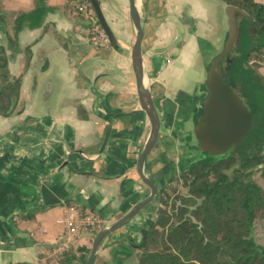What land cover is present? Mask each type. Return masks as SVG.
<instances>
[{
	"label": "crops",
	"instance_id": "0c3cea01",
	"mask_svg": "<svg viewBox=\"0 0 264 264\" xmlns=\"http://www.w3.org/2000/svg\"><path fill=\"white\" fill-rule=\"evenodd\" d=\"M46 3L58 8L47 16L46 30L24 29L18 36L21 52L8 53L10 71L18 76L24 70V49L31 46V61L21 89L25 109L17 116L0 117V264H39L42 249L36 248L37 244L63 239L61 248L67 246L66 240L75 239L76 231L67 227L69 210H84L110 225L141 200L145 191L136 171L150 129L145 113L120 101L117 94L126 98L130 89L113 85L108 75L96 70L95 82L82 68L89 81L79 76L76 63L81 60V51L75 46L70 49L64 37L76 22L63 14L65 0ZM34 7L35 0H0V13L16 15ZM8 43L0 26V45ZM160 70L155 90L164 93L165 99L160 102L159 146L150 153L144 168L148 173L163 162V148L173 147L167 135H174L171 130L175 131L173 118L177 114L166 81L175 80L178 72L170 67ZM45 79L50 90L57 89V97L53 108L37 112L33 95ZM79 106L89 119L79 118ZM131 111L136 112L114 119L115 114ZM111 121L109 140L104 145ZM91 171L109 178L85 174ZM25 213L34 217L22 218ZM152 217L144 210L130 224L147 227ZM81 236L82 247L91 248L90 234L83 232Z\"/></svg>",
	"mask_w": 264,
	"mask_h": 264
},
{
	"label": "trees",
	"instance_id": "16d2710c",
	"mask_svg": "<svg viewBox=\"0 0 264 264\" xmlns=\"http://www.w3.org/2000/svg\"><path fill=\"white\" fill-rule=\"evenodd\" d=\"M226 4L244 10L249 19L239 17L238 38L232 52V62L224 81L241 98L252 117V127L241 140L237 157L227 158L229 168L237 160L241 170H235L237 180L227 184V177L219 166H213L214 158L206 157L184 166L183 185L187 196L168 207L169 194L162 188L157 202L160 205L147 230L146 241L138 264H264V244L259 243L254 229L259 222L264 225V189L254 180L255 172L245 170L264 164V76L259 65L264 61V3L257 0H223ZM58 11L48 6L46 0H35L29 12L15 15L12 36L7 18L0 13V26L4 28L11 50L21 52L18 36L24 29L46 30V18ZM254 32L251 33V29ZM31 46L24 49L23 73L13 75L9 68V56L0 45V116L11 117L22 101L23 77L31 61ZM79 118L90 115L79 106ZM264 177V169L259 171ZM32 219L34 214H21ZM9 221L13 224V218ZM83 252L90 249L82 247ZM61 264H86L87 256L76 257L64 253Z\"/></svg>",
	"mask_w": 264,
	"mask_h": 264
},
{
	"label": "rangeland",
	"instance_id": "374dc122",
	"mask_svg": "<svg viewBox=\"0 0 264 264\" xmlns=\"http://www.w3.org/2000/svg\"><path fill=\"white\" fill-rule=\"evenodd\" d=\"M98 1L109 27L118 40L117 48L115 49L111 46L106 33L98 22L96 12L90 0H65L62 12L71 22H76V25H73L69 33L64 36L66 45L70 49L71 46H75L77 50L81 51L82 56L81 60L76 63L77 67H82L93 79H95L94 72L99 70L101 74L103 73L110 77L113 85L130 89L131 95L123 98V94L120 93L117 94V97L119 96L121 98L120 101L126 103L129 109L134 107L140 109L131 65V48L135 32L129 18L128 0ZM257 1L264 3V0ZM225 5L228 4L223 0H137V6L145 28L143 39V60L147 82L145 86L151 90L153 97L160 98L161 96L155 89L157 86L156 79L161 71L160 60L164 56L166 58L165 62L168 63L167 68L170 67V69L179 74L174 81L176 87L188 93L186 95L180 93L181 91L175 87V84L171 81L172 79L166 81L167 90L170 93L172 91L173 98L176 101L173 103L174 109L180 108L181 101L179 100H183L185 96H190L193 105H197L195 100L205 94V92L200 90V85L206 79L204 65L223 49L226 33L224 20ZM1 14L6 16L8 30L12 36V23L15 14L12 12H1ZM3 46H5L7 54H15L11 50L9 43ZM24 55L25 59L26 54ZM170 55L176 56L177 60H169ZM259 72L264 76V61H261L259 65ZM198 93L199 96H194ZM56 95L57 89L50 90L45 79L39 86L36 94L33 95L34 101L37 104V112L38 109L47 112L53 108ZM129 100L130 103L128 102ZM182 103L184 102L182 101ZM24 109L25 103L20 101L17 110L11 117L22 114ZM178 126V123L173 121V128H178ZM179 127L181 128V125ZM190 130L191 126L185 125V132L188 133ZM171 131L174 135H167V137L173 140L172 149L166 150L167 152L164 151L165 157L163 158V162L158 163L153 172L150 171L156 178L163 179L162 185L166 187L170 196L167 207L169 212H171L170 206L173 202L177 201L178 204L179 200L177 197L188 195L187 188L184 187L183 179L181 178L183 174L181 166L189 165L196 159V157L181 156L183 150L185 151V147H182L180 141L177 140L178 132L174 131V129ZM165 148L167 149V147ZM166 154L168 155L166 156ZM188 154L187 152L185 155ZM198 158L201 157L197 156ZM219 167L222 170V167ZM259 171L255 172L254 180L264 189V177L260 175ZM144 190L142 195L147 193V190ZM159 206L158 202H155L149 207L153 212L152 221L156 216ZM77 213L78 217L83 221L92 217L91 214L85 213L84 210L79 209ZM106 226L108 224L102 221L95 226L81 224L73 234L75 239H71L69 243L65 239L67 246L52 250L42 249L38 263L61 264L64 258L63 255L66 252H70L76 257L85 254L87 262L90 252H83L81 250L82 245L79 243L82 237L81 234L83 232L90 234L91 247L95 235ZM127 227H131V224L129 223ZM127 234L128 232L121 228L111 236L105 238L102 242V247L97 253L95 264H138L139 256L143 250L126 248L127 244L124 242ZM254 235L259 243L264 244L263 224L259 222L256 224ZM134 236V242H139L141 234L139 233ZM88 249L91 250V248ZM126 253L130 254L131 257L125 258L127 256ZM124 259L127 260L124 261ZM72 264L77 263L74 262Z\"/></svg>",
	"mask_w": 264,
	"mask_h": 264
},
{
	"label": "water",
	"instance_id": "95a60500",
	"mask_svg": "<svg viewBox=\"0 0 264 264\" xmlns=\"http://www.w3.org/2000/svg\"><path fill=\"white\" fill-rule=\"evenodd\" d=\"M96 12L98 22L106 33L108 40L113 48H117L118 40L109 27L98 0H90ZM129 18L134 28V42L131 48V65L135 78L136 94L140 110L145 112L149 123L150 133L144 149L139 154L136 162V171L141 182L150 190V195L135 204L124 216L115 220L110 225L100 230L93 238L89 259L86 264H95L97 253L101 247L103 240L111 236L117 230L125 227L134 216L142 209L151 204L155 196L159 192L158 186L151 181L144 173V166L147 157L155 147L160 131V120L155 102L152 98L150 90L145 86V70L142 52V43L145 35L144 24L137 6V0H128ZM247 18L249 15L242 9L225 5V24L226 33L223 41V49L220 53L212 57L204 65L206 79L200 86L205 92L204 98L200 102L199 111L196 117L200 116L196 122L194 134L199 142L198 149L203 155L209 154L213 157H223L218 161H214L213 166H221L222 174L227 177V184L231 185L237 180L234 175L235 170H241V161L229 168L227 158L230 156L237 157L238 146L244 136L249 132L252 124L250 111L246 108L241 98L233 91V89L225 83L224 76L228 69V65L232 62V52L237 43L239 34L238 18ZM254 29H251V33ZM226 62V66L223 62ZM78 74L80 77L89 81L83 74L82 67H79ZM97 78L95 79V82ZM109 106V101L106 99ZM136 111L119 113L114 119L122 116L133 115ZM113 124L111 121L108 125L104 145L109 140L110 129ZM121 135V134H120ZM264 169V164L249 168L244 173H252ZM85 174L108 179L109 177L99 172L91 171ZM73 201L79 202V198H72ZM145 234V233H144ZM63 239L56 243H39L36 248L44 250H52L59 248Z\"/></svg>",
	"mask_w": 264,
	"mask_h": 264
},
{
	"label": "flooded vegetation",
	"instance_id": "af4514ba",
	"mask_svg": "<svg viewBox=\"0 0 264 264\" xmlns=\"http://www.w3.org/2000/svg\"><path fill=\"white\" fill-rule=\"evenodd\" d=\"M99 2V1H98ZM100 4V3H99ZM101 7V6H100ZM142 52H143V43H142ZM165 57L163 56V58L160 60V69H163V68H167V66H168V63H166L165 62V60H166V58L164 59ZM169 60H172V61H174V60H177V58H176V56H174V55H170L169 56ZM223 65L224 66H226V62L224 61L223 62ZM84 72V71H83ZM84 75H85V73H83ZM179 75V74H178ZM177 75V76H178ZM86 76V75H85ZM87 77V76H86ZM82 78V77H81ZM83 79V78H82ZM85 80V79H84ZM89 80V79H88ZM176 80V79H175ZM175 80H171L174 84H175ZM175 87H176V84H175ZM177 88V87H176ZM177 89H179L181 92L180 93H184L185 95L186 94H188V93H186L183 89H181V88H177ZM200 90L202 91V92H204L203 90H202V87L200 88ZM234 91V90H233ZM150 92H151V90H150ZM235 92V91H234ZM236 93V92H235ZM151 94H152V98H153V100H154V102H155V107H156V109H157V112H158V115H159V120H160V126H161V115H160V102L162 101V100H164L165 98H164V93H162L161 94V96H160V98H155V97H153V93L151 92ZM237 94V93H236ZM238 95V94H237ZM194 96H199L198 94L197 95H194ZM204 96H205V94L203 95V96H200L199 97V99H197V100H195V102H197L196 104V106L195 105H193V101L191 100V97L190 96H185V97H183V100H179V101H181V106H180V108H181V110H180V108L179 109H177V114L174 116V118H173V121H176L177 123H178V125L180 126L181 125V128L178 126V128H176L175 127V130H176V132H182L180 135H178L177 136V140L178 141H180V145L183 147H185V151L183 150V154L181 155V156H188V157H196V159L194 160V161H192V163L193 162H195L196 160H199V159H203V158H206V157H213V156H211V155H209V154H206V155H203L202 154V152L198 149V147H199V142L196 140V137H195V134H194V130H195V127H196V122L197 121H199V119H200V116L199 117H196V114L198 113V111H199V107H200V102H201V100L204 98ZM191 100V101H190ZM182 101L184 102V103H182ZM176 102V101H175ZM195 107V108H194ZM141 111V110H140ZM143 112V111H142ZM124 113H126V112H124ZM145 113V112H144ZM119 114V113H118ZM115 115H117V114H115ZM115 115H114V117H115ZM146 115V114H145ZM147 117V116H146ZM252 118V117H251ZM148 119V118H147ZM148 122H149V120H148ZM185 125H190L191 126V130L190 131H188V133H186L185 132ZM149 126H150V123H149ZM151 127V126H150ZM251 127H252V124H251ZM251 129V128H250ZM250 131V130H249ZM149 133H150V129H149ZM159 135H160V131H159ZM148 136H149V134H148ZM147 139H148V137H147ZM146 142H147V140H146ZM146 144V143H145ZM159 144V136H158V139H157V142H156V144H155V147L153 148V150L155 149V148H157V145ZM145 147V146H144ZM144 147H143V149H144ZM142 149V150H143ZM172 148H163V153H164V151H168V150H171ZM152 150V151H153ZM189 150V151H188ZM151 151V152H152ZM166 151V152H167ZM142 152V151H141ZM140 152V153H141ZM187 152L189 153L188 155H185V154H187ZM139 153V154H140ZM150 155V154H149ZM168 154H166V156H167ZM197 156L198 157H201V158H198L197 159ZM149 157V156H148ZM148 157H147V159H148ZM163 158V157H162ZM214 158V161H218V160H220L221 158H223V157H220V158H217V157H213ZM147 159H146V161H147ZM167 160H168V158H167ZM168 161H170L171 162V160H168ZM169 162V163H170ZM145 164H146V162H145ZM191 164V163H190ZM182 165V164H181ZM184 166H187V165H184ZM182 167V166H181ZM144 168H145V166H144ZM182 171H183V169H182ZM184 172V171H183ZM144 173H145V175L151 180V181H153L157 186H158V188H159V192H158V194L155 196V198H154V200H153V202L151 203V204H149L147 207H145L144 209H142L137 215H139L141 212H143L144 210H147L150 214H153V212L149 209V207L150 206H152L155 202H157V197H158V195H159V193H160V191H161V189L164 187V185H162L163 184V179L161 178H156L155 177V175L154 174H152L151 172H146V170H144ZM138 174V173H137ZM139 180H140V178H139ZM140 182H141V180H140ZM141 184H142V186L147 190V193L143 196V198L141 199V200H143V199H145V198H147L149 195H150V190H149V188L146 186V185H144L142 182H141ZM141 200H139L138 202H140ZM137 202V203H138ZM136 203V204H137ZM131 209V208H130ZM136 215V216H137ZM136 216H134V218L136 217ZM133 218V219H134ZM132 219V220H133ZM131 220V221H132ZM131 221H129L128 222V224L129 223H131ZM152 222V221H151ZM151 222L147 225V227H141V228H135V227H133V226H131V227H127V225L125 226V227H123V228H125V230L128 232V234H127V236H126V240H125V242L124 243H126L127 245L125 246L126 248H134V249H136V250H142L143 248H144V245H145V241H146V235H147V230H148V228L150 227V225H151ZM141 234V239H140V241L139 242H134V235H137V234ZM145 233V234H144ZM114 234V233H113ZM101 246H102V244H101ZM123 247V246H122ZM118 248V247H117ZM119 248H121V247H119ZM127 254V253H126ZM131 256H130V254H127V256L125 257V258H130ZM127 260V259H126ZM125 259H124V261H126Z\"/></svg>",
	"mask_w": 264,
	"mask_h": 264
},
{
	"label": "built area",
	"instance_id": "2783aa9c",
	"mask_svg": "<svg viewBox=\"0 0 264 264\" xmlns=\"http://www.w3.org/2000/svg\"><path fill=\"white\" fill-rule=\"evenodd\" d=\"M107 41V40H105ZM66 222H67V227L71 232H75L77 227H79L81 224L82 225H87V226H95L98 224L100 221L95 218V217H90V219L83 221L78 217V213L75 209H71L66 213Z\"/></svg>",
	"mask_w": 264,
	"mask_h": 264
},
{
	"label": "bare ground",
	"instance_id": "6f19581e",
	"mask_svg": "<svg viewBox=\"0 0 264 264\" xmlns=\"http://www.w3.org/2000/svg\"><path fill=\"white\" fill-rule=\"evenodd\" d=\"M146 83H147V82H146V79H145V80H144V84L146 85Z\"/></svg>",
	"mask_w": 264,
	"mask_h": 264
}]
</instances>
